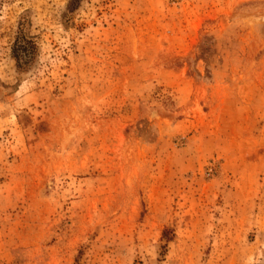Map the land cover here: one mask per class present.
<instances>
[{"label": "rangeland", "instance_id": "rangeland-1", "mask_svg": "<svg viewBox=\"0 0 264 264\" xmlns=\"http://www.w3.org/2000/svg\"><path fill=\"white\" fill-rule=\"evenodd\" d=\"M0 264H264V0H0Z\"/></svg>", "mask_w": 264, "mask_h": 264}, {"label": "trees", "instance_id": "trees-1", "mask_svg": "<svg viewBox=\"0 0 264 264\" xmlns=\"http://www.w3.org/2000/svg\"><path fill=\"white\" fill-rule=\"evenodd\" d=\"M15 60L17 61V58L15 57Z\"/></svg>", "mask_w": 264, "mask_h": 264}]
</instances>
